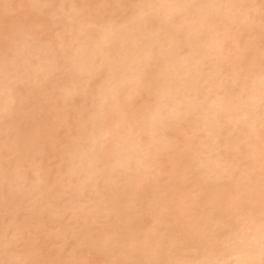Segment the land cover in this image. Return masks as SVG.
<instances>
[{"label": "bare ground", "instance_id": "bare-ground-1", "mask_svg": "<svg viewBox=\"0 0 264 264\" xmlns=\"http://www.w3.org/2000/svg\"><path fill=\"white\" fill-rule=\"evenodd\" d=\"M0 264H264V0H0Z\"/></svg>", "mask_w": 264, "mask_h": 264}]
</instances>
